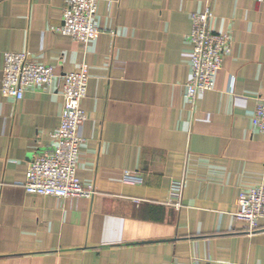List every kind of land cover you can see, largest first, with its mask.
Listing matches in <instances>:
<instances>
[{
	"label": "crops",
	"instance_id": "1",
	"mask_svg": "<svg viewBox=\"0 0 264 264\" xmlns=\"http://www.w3.org/2000/svg\"><path fill=\"white\" fill-rule=\"evenodd\" d=\"M206 2L231 51L190 102L191 14ZM65 3L0 0V86L5 52L58 75L88 66L77 177L95 192L23 187L33 156L55 144L61 81L19 100L0 91V264H264V228L249 234L234 218L239 191L264 183L251 121L264 97V0H97L86 45L53 30ZM125 170L142 181L125 183Z\"/></svg>",
	"mask_w": 264,
	"mask_h": 264
},
{
	"label": "built area",
	"instance_id": "2",
	"mask_svg": "<svg viewBox=\"0 0 264 264\" xmlns=\"http://www.w3.org/2000/svg\"><path fill=\"white\" fill-rule=\"evenodd\" d=\"M209 3L202 12L191 14L190 76L185 84L186 97L192 102L198 93L211 90L215 76L224 57L231 51L226 34L213 32L209 27L212 13ZM97 0H66L61 23L54 31L69 36L86 45L99 31L95 16ZM61 81L63 108L61 120L55 132V144L33 156L26 170L24 190L29 194L72 198L93 196L91 184H83L77 177L78 158L83 137L80 128L87 115L81 102L87 92L88 66L82 63L76 71L58 75L48 65L30 60L27 52H5L0 91L5 96L21 99L27 90L41 86L51 87ZM255 128L264 134V97L260 98L251 114ZM125 183L135 184L142 177L130 170L123 172ZM183 181L170 183L169 202L180 206ZM234 218L244 224L247 233L264 228V183L241 189L237 196ZM263 224H259V221Z\"/></svg>",
	"mask_w": 264,
	"mask_h": 264
}]
</instances>
